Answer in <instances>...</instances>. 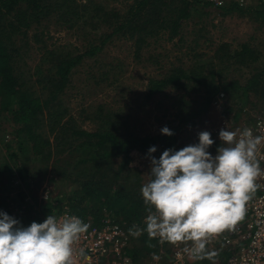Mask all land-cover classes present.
Here are the masks:
<instances>
[{
  "label": "rangeland",
  "instance_id": "rangeland-1",
  "mask_svg": "<svg viewBox=\"0 0 264 264\" xmlns=\"http://www.w3.org/2000/svg\"><path fill=\"white\" fill-rule=\"evenodd\" d=\"M79 1L88 4L91 9L96 3L102 4L104 9L108 11L115 9L114 11L119 14L128 11L133 2V0ZM178 2L180 4L179 0H174L172 6L176 7ZM90 11L82 12L85 17L79 19L74 14L71 15L68 20L78 23L70 28L69 24H66L67 21L62 22V16L53 13L43 19L42 25L46 28L36 27L34 24L27 37L18 36L16 39L18 43L22 38L30 45V50L25 55L26 64L23 66L22 74L25 73L23 79L28 82V86L33 87V91L35 89L43 97L48 96L46 89L36 83L43 69L44 49L43 45L35 40L34 34H40L44 30L43 39L51 43L57 42L59 47L62 45L72 47L71 50L75 53L83 52L89 46V41L96 43L101 32L111 30L108 22H101L102 28L99 31L85 33L87 27L83 28L82 21L88 15L93 16L89 14ZM173 14L175 17V10L164 12L167 22H159L157 30L146 35L142 42L139 41L138 46L137 36L136 38L129 34L115 36L105 45L99 56L88 58L77 67L70 85L64 91L63 101L67 103L69 113L64 119L72 115L78 126L88 131H94L100 125L108 128L111 121L117 119L127 124L121 126L120 132H134V135L140 137L164 136L157 139L155 145L157 151L152 154L159 158L166 145L167 148L179 150L198 143V133L201 131L211 133L215 144L209 151L215 154L217 146L221 143L218 138L220 129L227 127L232 131L241 130L254 117L264 116V90L260 85L251 90L250 98H246L249 104L239 116H237L239 105L236 103L244 97L240 92H235L234 103L233 100H227L226 92H222L220 99L213 101L203 113L183 123H180L181 112L192 111L201 105V84H171L155 95L147 96L151 80L166 78L180 67L202 73L200 75L208 78L212 74L221 82L237 80L245 84L246 81H250L259 64L252 60L254 58L244 56L242 52L248 47L254 52V57H264L262 1L251 0L244 6L200 5L192 9L189 17L181 21L177 35L171 38ZM96 20L98 23V19ZM50 35L52 39H48ZM138 47L139 53L136 52ZM237 53L243 58L250 59H241L237 57ZM35 83L36 87L32 85ZM49 110L45 108L47 116L45 115V126L41 128L54 147L48 160L34 154L31 144H28V149L23 152L17 149L22 138L12 132L16 124L11 114H0V163L7 161L15 152L20 157L19 163L31 173L28 174V181L31 183L28 188L15 170L17 164L8 167V172L7 170L0 172V209L18 219L23 225L26 224L28 216L36 217L38 213L40 218L43 213L47 214L46 210H43L45 205H42L46 200L47 202L59 200L58 208L69 207L67 195L76 188V185L62 176L64 161L71 157L70 147L62 149V136L59 131L50 130L47 118ZM226 121L227 124L222 126ZM164 126L172 130L174 135H163L160 129ZM57 136L59 140H56ZM7 144L11 147H7ZM121 160V157H117L114 160L115 166L120 164ZM13 166L15 169L12 174L9 172ZM130 166L139 171L141 185L149 181L150 160L144 151L133 149ZM10 174L11 177L15 175L12 180H9ZM25 189L37 193L43 202L37 205L30 198L23 200L21 191ZM33 204L37 205L36 208ZM46 217L41 218V221ZM220 250L224 256L223 263L226 264L230 253L226 247H220Z\"/></svg>",
  "mask_w": 264,
  "mask_h": 264
},
{
  "label": "trees",
  "instance_id": "trees-1",
  "mask_svg": "<svg viewBox=\"0 0 264 264\" xmlns=\"http://www.w3.org/2000/svg\"><path fill=\"white\" fill-rule=\"evenodd\" d=\"M179 1L180 4L178 2L176 7H173L174 0H133L129 10L119 14L114 11L115 9L108 11L98 3L94 4L91 9L88 4L79 0H0V114H11L16 124L12 132L22 138L17 149L23 152L28 149V144H31L34 154L43 160H48L54 147L41 128L45 126V108L50 109L47 117L50 130L59 131L62 136V149L66 146L70 147L71 157L64 161L61 171L64 178L66 177L76 185L75 190L67 195L69 208L98 224L103 219L110 218L126 227L127 232L134 224L143 228V219L147 213L140 193L142 185L139 171L130 166L133 160V149H140L147 154L148 149L156 145L157 139H162L164 136L140 137L134 135V132H120L121 126L127 124L117 119L112 120L108 128L103 125L94 131L80 128L72 115L64 119L69 114L68 105L63 101L64 91L70 85L76 68L81 66L86 59L99 56L105 45L115 36L127 34L133 38L137 36V45L139 41L144 40L146 35L157 30L159 22H167L164 12L175 10V17L174 14L171 16L174 17L171 38H174L181 26V21L189 17L192 9L200 5H212L205 0ZM89 10H91L89 14L93 16L88 15L82 21L83 28L87 27L85 33L99 31L102 28L101 22H108L111 30L101 32L96 43L89 41V46L83 52L75 53L71 50L72 47L63 45L59 47L57 42L51 43L43 39L44 30L40 34H34L35 40L43 45L42 62L45 64H42L41 77L39 76L36 83L46 89L48 96L43 97L35 89L33 91V87L28 86V82L23 79L25 73L22 74L23 66L26 64L25 55L29 52L30 45L26 39L24 41L22 38L18 43L16 41L18 36L27 37L34 24L36 27L46 28L42 25L43 19L53 13L62 16V22L67 21L66 24H69L70 28L78 23L68 20L72 17L71 15L74 14L79 19L85 17L82 12ZM48 39H52V36L50 35ZM136 52L139 53V47ZM242 54L254 58L252 60L259 64L257 71L245 84L237 80L217 81L212 74L208 78L200 75L202 73L180 67L168 74L166 78L151 80L147 96L151 97L171 84H201V105L192 111L181 112L180 123H183L203 113L213 101L220 99L222 92H226L229 101H234V93L240 92L244 97L241 101L244 103L234 101L239 105L237 115L239 116L249 104L246 98H250L251 90L259 85L264 90V57H254V52L248 47ZM241 56L237 53V57L241 59L249 58ZM36 83L32 85L36 87ZM59 139L57 136L56 140ZM167 146L164 150L168 149ZM7 147L11 146L7 144ZM117 157H121L122 160L115 166L114 160ZM19 159L20 157L15 152L12 153L7 161L0 163V172L3 170L8 172V167L17 164V169L13 166L9 173L13 174L14 169L17 170L25 185L30 188L28 174L31 173L22 163H19ZM89 162L91 163L88 166ZM14 176L11 177L10 174L9 180H12ZM21 196L23 200L30 198L37 205L43 202L40 196L38 198L37 193L26 189L21 191ZM58 202L44 201L43 210H46L47 214L43 213L40 218L38 213L36 217L28 216L25 220L27 225L24 226L30 225L33 221L40 223L41 218L54 212ZM37 205H34V208ZM0 211L3 210L0 209ZM150 243L157 246L151 248L148 246ZM161 247L162 245H159L156 240L150 241L147 233L144 232L139 238L131 236L127 252L134 260L140 261L147 259L150 254L159 251ZM206 261L199 260L194 264H203Z\"/></svg>",
  "mask_w": 264,
  "mask_h": 264
},
{
  "label": "clouds",
  "instance_id": "clouds-1",
  "mask_svg": "<svg viewBox=\"0 0 264 264\" xmlns=\"http://www.w3.org/2000/svg\"><path fill=\"white\" fill-rule=\"evenodd\" d=\"M163 135L174 132L167 126ZM220 145L208 131L198 133V143L179 150L165 149L159 158L148 149L150 179L140 188L147 215L144 228L133 225L129 235L144 232L159 245L168 244L192 261L216 264L217 251L209 243L225 232L236 230L244 220L247 204L262 187L264 178V135L251 128L219 131ZM89 225L76 215H48L43 222L24 226L18 219L0 211V264H77L84 250L77 248ZM155 248L156 244H149ZM152 259L161 257L155 252Z\"/></svg>",
  "mask_w": 264,
  "mask_h": 264
},
{
  "label": "built area",
  "instance_id": "built-area-1",
  "mask_svg": "<svg viewBox=\"0 0 264 264\" xmlns=\"http://www.w3.org/2000/svg\"><path fill=\"white\" fill-rule=\"evenodd\" d=\"M205 1L221 7L227 4L244 6L251 0ZM261 1L264 4V0ZM226 124L227 121L222 126ZM246 127L251 128L254 135H264V116L254 117L241 130ZM261 167L264 168V161H261ZM258 183L262 187L247 204L245 218L238 224L236 230L225 232L209 243L208 249L219 253L216 264H224L220 247H226L230 253L226 264H264V178ZM52 215L57 217L76 215L89 225L87 233L83 234L77 245L78 249L84 250L83 256L77 257V264H194L197 262L190 260L186 255L182 259L178 258L176 253L179 249L170 245H162L161 249L155 252L161 257L159 261H154L152 254L145 260H134L127 252L131 235L122 224L110 218L103 219L98 224L90 218L81 217L69 207H57ZM203 264H212V262L208 260Z\"/></svg>",
  "mask_w": 264,
  "mask_h": 264
}]
</instances>
